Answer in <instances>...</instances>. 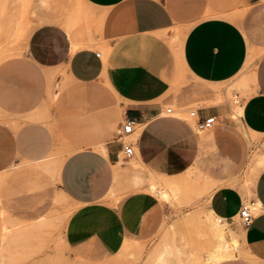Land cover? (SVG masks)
<instances>
[{"label":"crops","instance_id":"crops-1","mask_svg":"<svg viewBox=\"0 0 264 264\" xmlns=\"http://www.w3.org/2000/svg\"><path fill=\"white\" fill-rule=\"evenodd\" d=\"M81 2L95 22L91 34L77 35L70 26L68 0L59 5L51 1L28 34L25 59L0 62V185L15 165L40 163L59 148L65 151L52 169L61 194L76 207L66 225V240L73 248L105 253L126 237L146 236L153 227L151 211L159 210L158 203L144 195H128L117 207L106 203L124 154L117 128L128 119L136 121L130 136H136L132 158L154 176L183 177L204 153L192 123L167 113L173 99L164 35L171 30L183 31L179 58L199 82L228 81L250 69L251 47L261 53L250 73L254 92L240 103L243 114L238 119L264 150V0ZM243 7L249 10L238 22L233 18ZM200 93L221 99L214 87ZM198 113L202 119H220V112ZM229 128L217 126L221 144ZM245 153L242 143L228 164L237 171ZM252 197L255 204L259 200L260 212L240 230L236 218L244 192L224 186L212 195L209 208L228 220L247 252L217 264H264V169L254 179Z\"/></svg>","mask_w":264,"mask_h":264},{"label":"rangeland","instance_id":"rangeland-1","mask_svg":"<svg viewBox=\"0 0 264 264\" xmlns=\"http://www.w3.org/2000/svg\"><path fill=\"white\" fill-rule=\"evenodd\" d=\"M51 1L59 5L61 0H0V62L8 57L25 59L28 34L40 23L36 19L38 13L48 11ZM68 1L71 8L70 26L77 35L82 31L91 34L95 22L88 19L81 0ZM248 10L243 7L233 19L242 22ZM181 31L174 29L164 35L165 43L169 46L168 79L173 99L167 108H172L174 115L187 119L196 128L204 145L202 158L179 179L154 176L145 167L134 163L138 162L135 158L130 157L127 164V158L122 154L114 189L106 198V203L112 207H117L128 195H144L158 203L159 210L151 211L152 229L146 236L124 238L120 245L105 253L93 247L88 250L71 247L66 240L65 230L76 207L61 194L52 169L56 160L66 153L59 148L46 161H24L15 165L0 185V264H152V254L166 247L174 249L170 254L173 260L180 257L183 260L190 257L204 259L216 239L211 223L199 221L196 215L203 210L213 211L209 208V202L216 189L236 186L246 196L244 203L255 201L252 186L256 176L264 169V150L259 138L249 132L242 119L238 118L243 114L240 103L245 104L254 92L250 73L261 53L250 48V69H244L228 81L218 84L199 82L183 68L179 58V48L184 38ZM73 46L74 49L78 47L76 44ZM98 50L106 56L103 48ZM210 87L219 89L222 99L216 100L200 93L203 88ZM192 111L220 112V121L211 130H199L198 119L190 115ZM218 125L230 127L228 139L223 144L216 133ZM128 140L135 142L136 136ZM242 143L246 144L245 162L236 171L228 161ZM202 182H209L213 190L200 191ZM161 190H166L168 196L163 197L159 193ZM259 205L257 200L255 214L260 212ZM225 224L234 234L236 242L233 251H242L240 234L227 221ZM236 224L240 230L243 229L238 216Z\"/></svg>","mask_w":264,"mask_h":264},{"label":"bare ground","instance_id":"bare-ground-1","mask_svg":"<svg viewBox=\"0 0 264 264\" xmlns=\"http://www.w3.org/2000/svg\"><path fill=\"white\" fill-rule=\"evenodd\" d=\"M252 48V47H251ZM254 51V50H253ZM250 57V54H249ZM252 58V56L250 57ZM249 59V58H248ZM251 60V59H250ZM250 62V61H249ZM246 67V66H245ZM219 90V89H218ZM219 92V91H218ZM222 99V98H221ZM241 112V110H239ZM2 118V117H1ZM105 145V144H104ZM101 150L105 151V147L102 146ZM142 167V163L140 162H134ZM138 167V166H137ZM120 168V167H119ZM123 168V167H122ZM121 168V169H122ZM131 168V166H130ZM133 168V167H132ZM136 168V167H135ZM120 169V170H121ZM124 169V168H123ZM190 170V169H189ZM122 171V170H121ZM137 171V170H135ZM191 171V170H190ZM194 171V170H193ZM118 172V171H117ZM190 173V172H189ZM192 173V172H191ZM122 174V173H121ZM141 174V173H140ZM192 175V174H191ZM194 176V175H193ZM162 177V176H161ZM189 177V176H187ZM191 177V176H190ZM201 177V176H200ZM144 178V177H143ZM182 178V177H181ZM179 178V179H181ZM192 178V177H191ZM204 178V177H203ZM119 179V178H118ZM135 180V179H134ZM164 180V178H163ZM167 181V180H166ZM178 182V180L176 179ZM190 181V180H189ZM188 181V182H189ZM210 181V180H209ZM204 182V181H203ZM202 182V184H203ZM170 183V182H168ZM179 183V182H178ZM214 183V182H213ZM165 184V183H164ZM180 185V184H179ZM153 187V186H152ZM174 187V186H173ZM155 188V187H154ZM209 191L213 190L212 185L209 184V182H206L205 184L201 185L200 191ZM159 193L163 197L168 196V192L166 190H161ZM55 211V210H54ZM53 213V212H52ZM4 214H6L4 212ZM199 221H205L209 222L212 225V232L213 236L215 237V245L212 247V249L209 251L208 255L203 259L197 258V257H190L187 260H183L181 257L176 258L173 260L170 258V254L173 252L174 249L166 247L162 249H158L155 251V253L152 254V264H217L223 260L234 258L237 256V252L233 251V244L236 242L234 238V234L232 230H228L225 226V222H220L219 218L215 214L214 211H202V213H199L196 215ZM195 217V218H196ZM46 219V218H45ZM47 223V222H46ZM193 223V221H192ZM32 224V223H31ZM42 225V224H41ZM22 226V225H21ZM39 226V225H38ZM36 227V226H34ZM39 230V229H38ZM40 232V231H38ZM239 255H247V252L243 249L242 251H238ZM189 257V256H188Z\"/></svg>","mask_w":264,"mask_h":264},{"label":"built area","instance_id":"built-area-1","mask_svg":"<svg viewBox=\"0 0 264 264\" xmlns=\"http://www.w3.org/2000/svg\"><path fill=\"white\" fill-rule=\"evenodd\" d=\"M172 108H167L168 114H173ZM192 118H197V129L199 130H211L214 128L218 122L220 121L217 116L212 115L208 116L204 119L199 117L198 111H192L190 113ZM137 127V123L135 120L128 119L122 126L117 128L116 138L117 141L121 142L123 145V153L126 158H130L134 154V143L130 142L128 138L135 133ZM255 203L249 202L244 203L239 211V220L243 227H249L255 218ZM221 222H225L228 220L226 218H220Z\"/></svg>","mask_w":264,"mask_h":264}]
</instances>
